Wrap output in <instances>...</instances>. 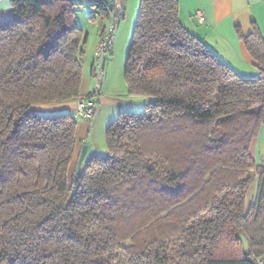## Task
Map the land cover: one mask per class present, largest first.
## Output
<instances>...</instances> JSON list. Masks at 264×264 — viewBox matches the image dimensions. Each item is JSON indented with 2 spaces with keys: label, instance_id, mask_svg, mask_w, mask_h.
I'll use <instances>...</instances> for the list:
<instances>
[{
  "label": "trees",
  "instance_id": "obj_1",
  "mask_svg": "<svg viewBox=\"0 0 264 264\" xmlns=\"http://www.w3.org/2000/svg\"><path fill=\"white\" fill-rule=\"evenodd\" d=\"M9 2L11 20L0 25V264L264 260V166L249 152L264 126L257 28L237 33L258 71L242 77L184 28L178 0H140L123 78L129 98L148 102L140 114L120 113L105 131L106 154L69 181L79 120L32 107L91 98L79 97L81 4ZM89 2L106 21L105 1Z\"/></svg>",
  "mask_w": 264,
  "mask_h": 264
},
{
  "label": "crops",
  "instance_id": "obj_2",
  "mask_svg": "<svg viewBox=\"0 0 264 264\" xmlns=\"http://www.w3.org/2000/svg\"><path fill=\"white\" fill-rule=\"evenodd\" d=\"M72 1L90 6L89 0ZM178 2L179 20L188 32L200 39L222 63L240 76L254 77L257 75L255 63L243 43L239 41L237 33L239 31L241 35L248 36L255 27L264 41V0H178ZM198 11H201L205 16L204 25L197 24L195 20V14ZM85 15H88L89 19L93 17V22L97 27H94L92 36L76 21L83 33H87L84 55L81 59L82 80L79 97H86L93 91L95 83L92 73L94 52L100 34L105 27V21L99 20L100 22L97 24L98 17L93 13L91 7ZM11 17L12 10L9 0H0V25L8 23ZM123 18L125 19V16ZM93 22L90 20L89 24ZM107 64L109 81L105 85L104 83L101 84L100 94L95 99V114L91 120L80 119L77 124V144L73 157L75 163L79 158L81 147L85 145L89 146L90 149L84 163L93 157L104 156L106 145L103 146L102 137L105 144V131L108 126L116 120L120 113L133 112L131 109L143 107L145 103V101H141V98H129L127 96L126 85L123 87L124 83L114 82L111 79V71ZM106 66L103 69V77ZM32 111L39 115L49 116L73 115L76 112V104L74 101L49 105L40 104L33 106ZM249 152L257 165L264 166V126L261 128L258 137L252 141ZM254 188L253 184L249 190L248 203L253 198Z\"/></svg>",
  "mask_w": 264,
  "mask_h": 264
},
{
  "label": "rangeland",
  "instance_id": "obj_3",
  "mask_svg": "<svg viewBox=\"0 0 264 264\" xmlns=\"http://www.w3.org/2000/svg\"><path fill=\"white\" fill-rule=\"evenodd\" d=\"M139 1L140 0H119L118 4L121 10H123V14H124V6H125V14H124L125 19L123 18L121 20V22L119 23V25L116 26L117 28L114 31V39L112 43L113 55H110L109 53L106 55V62L109 61L108 64L107 63L106 64L109 65V68L111 71V79L114 82L124 83L123 87H125V82L123 78L124 66H125L128 52H129L131 38H132L133 30L135 27V23H136L138 11H139ZM89 7L90 6L88 4H85V5L81 4L77 8L76 21L79 26L84 28L86 31L88 30L90 35H92L93 31L95 30L94 27H97V26L96 24H94L93 21H92L93 22L92 24H89L90 20L88 18V15H85ZM96 21H97V24H99L100 22L99 18H97ZM104 24L106 25V21L104 22ZM84 34H87V33H84ZM107 70L108 68L106 66L105 76L103 77L104 80L102 79L103 81L101 82V84L104 83V85L107 81H109L108 76H107ZM93 79L95 81V78ZM141 101H145V103H147L148 99L141 98ZM131 110H133L134 113L140 114L143 110V107L141 106L138 109H131ZM43 116H48V115H43ZM102 144L103 146H105L103 137H102ZM77 161L75 163L72 160L69 166V170H68L69 181L76 173Z\"/></svg>",
  "mask_w": 264,
  "mask_h": 264
},
{
  "label": "built area",
  "instance_id": "obj_4",
  "mask_svg": "<svg viewBox=\"0 0 264 264\" xmlns=\"http://www.w3.org/2000/svg\"><path fill=\"white\" fill-rule=\"evenodd\" d=\"M119 0H111V8L108 12V18L103 32L98 40L97 46L94 52V78L95 84L93 91L90 93V99H79L76 101V112L72 115L73 119L91 120L95 114V102L94 100L100 94L101 82L103 79V62L105 56L111 52V47L114 39V31L117 24L122 20L123 10H121ZM195 20L197 24H205V16L201 11L195 14ZM257 264H264V260H257Z\"/></svg>",
  "mask_w": 264,
  "mask_h": 264
},
{
  "label": "water",
  "instance_id": "obj_5",
  "mask_svg": "<svg viewBox=\"0 0 264 264\" xmlns=\"http://www.w3.org/2000/svg\"><path fill=\"white\" fill-rule=\"evenodd\" d=\"M105 1V3L108 5L109 8H111V0H102ZM90 147L89 146H82L81 150H80V155L77 161V165H76V173H75V177L79 174V172L81 171V167L84 164V160L85 157L89 151Z\"/></svg>",
  "mask_w": 264,
  "mask_h": 264
}]
</instances>
